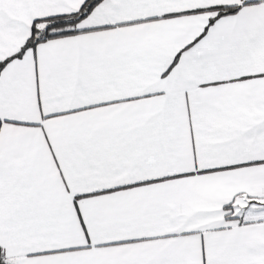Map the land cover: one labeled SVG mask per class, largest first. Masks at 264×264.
<instances>
[{
    "label": "snow or ice",
    "instance_id": "snow-or-ice-1",
    "mask_svg": "<svg viewBox=\"0 0 264 264\" xmlns=\"http://www.w3.org/2000/svg\"><path fill=\"white\" fill-rule=\"evenodd\" d=\"M0 264H264V0H0Z\"/></svg>",
    "mask_w": 264,
    "mask_h": 264
}]
</instances>
